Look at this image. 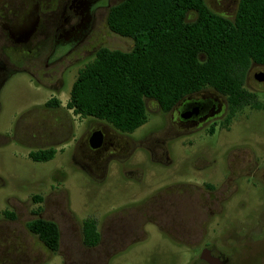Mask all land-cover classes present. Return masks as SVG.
<instances>
[{
	"label": "rangeland",
	"instance_id": "obj_1",
	"mask_svg": "<svg viewBox=\"0 0 264 264\" xmlns=\"http://www.w3.org/2000/svg\"><path fill=\"white\" fill-rule=\"evenodd\" d=\"M39 1L37 13L42 21L50 7L59 12L65 0ZM120 1L111 0V5ZM205 1L217 11H234L238 6V0ZM104 4L105 0H101L92 6L93 23L86 38L75 47L59 46L50 61L47 41L38 52L28 55L5 45L3 59L7 64L32 71L34 76L15 71L0 88V264H84L97 254V249L94 253L83 246L84 220L131 206L157 187L184 180L197 154L203 156L200 162L196 161L200 165H210L213 151L218 165L227 145L249 150L257 158L264 156V109L246 107L237 112L228 133L202 137L192 146L180 144L177 139L172 141L168 165L146 152L151 140L163 136L158 131L152 133L153 139L142 141L143 146L135 149L133 156L111 159L102 179L100 168L81 170L75 162L81 160L80 151L76 150L78 141L83 149L89 133L99 123L111 127L104 121L79 117L66 108L71 85L78 70L93 59L100 47L125 51L133 47L132 39L109 30V9ZM55 58L58 60L51 62ZM53 97L59 105H46ZM257 97L264 102V93ZM146 104L147 121L129 134L134 140L145 138L152 125L162 122L163 115L154 100H147ZM48 147L56 151L51 159L29 158L30 151ZM132 166L138 170H133L134 175H125ZM250 179L248 187L241 185L234 194L228 215L237 233L247 234L248 244L239 237L241 249L225 254L230 257L228 264H264V185L256 178ZM3 210L14 216H4ZM37 216L57 224L60 238L55 252L27 229L26 223ZM157 240L148 239L137 249L127 248L115 254L108 264H184L195 255L172 250Z\"/></svg>",
	"mask_w": 264,
	"mask_h": 264
},
{
	"label": "flooded vegetation",
	"instance_id": "obj_2",
	"mask_svg": "<svg viewBox=\"0 0 264 264\" xmlns=\"http://www.w3.org/2000/svg\"><path fill=\"white\" fill-rule=\"evenodd\" d=\"M99 1L101 0H65L61 3L59 12L58 8L55 10V7H50L41 21L37 13L39 0H0V88L15 71H27L34 76L32 71L12 68L7 64L3 59L5 45L8 49L22 50L23 54L28 55L38 52L47 41L50 61L59 46L70 44L75 47L86 38L93 23L92 6ZM102 6L109 9L113 5L111 0H105ZM209 8L229 19L235 17L237 10L217 11ZM57 58L61 59V56ZM57 58L51 62L57 61ZM258 73L264 75V65L250 62L241 87L251 94L254 103H248L243 108L264 109V102L257 97L264 93V80L260 81L255 77ZM228 97L215 88L206 86L185 95L167 108L160 107L154 101L163 119L160 125H152L153 128L142 139L134 140L129 135L134 131L119 133L110 125L114 131L99 123L89 133L83 149L81 141H78L76 150L80 151L81 160L75 162L86 172H90L93 167L100 168L102 179L111 159L133 156L135 149L143 146L142 141L153 139L152 133L162 131L163 136L151 140L152 147H146V152L155 160L168 165L171 162L168 147L172 141L177 139L180 144L192 146L202 137H217L221 131L228 133L231 130L238 111H233ZM95 130H101L103 141L100 147L91 148L88 138ZM224 151L218 165L215 151L210 165L197 164L202 160L199 158L203 157L197 154L194 166L184 180L157 187L149 196L133 201L131 206H124L100 218H91L97 238L93 243L83 240V246L88 251L93 249L94 252L97 249V254L85 260L84 264H108L115 254L130 247L137 249L151 238H157L159 243L166 244L172 250L194 253L193 258L184 264H210L208 260L214 257L228 264L230 257L225 254L240 250V240L244 244H248L249 240L247 234L239 235L235 230L236 226L228 219L233 207V197L241 185L243 188L248 187L250 178H256L264 185V156L257 158L249 150L233 148L231 145H227ZM72 158L75 159L74 154ZM131 168V171H125V175L138 170V167ZM240 180L243 183H239ZM81 232L83 239V231Z\"/></svg>",
	"mask_w": 264,
	"mask_h": 264
},
{
	"label": "trees",
	"instance_id": "obj_3",
	"mask_svg": "<svg viewBox=\"0 0 264 264\" xmlns=\"http://www.w3.org/2000/svg\"><path fill=\"white\" fill-rule=\"evenodd\" d=\"M106 22L114 34L132 39L133 47H100L78 70L65 104L75 115L126 134L147 121V99L167 108L210 86L229 96L234 112L254 103L241 83L250 62L264 65V0H238L233 19L212 11L205 0H121L109 8ZM46 105L59 101L53 97ZM55 152L36 150L29 157L44 161ZM26 226L48 250L58 249L54 221L37 216ZM82 231L85 242L96 240L92 219L83 221Z\"/></svg>",
	"mask_w": 264,
	"mask_h": 264
},
{
	"label": "water",
	"instance_id": "obj_4",
	"mask_svg": "<svg viewBox=\"0 0 264 264\" xmlns=\"http://www.w3.org/2000/svg\"><path fill=\"white\" fill-rule=\"evenodd\" d=\"M255 77L260 81L264 80V75L262 73H258L257 75H255ZM102 141H103V133L101 132V130L93 131L88 138V142L91 148L100 147ZM208 261L210 264H224V261L220 260V258L218 257L211 258Z\"/></svg>",
	"mask_w": 264,
	"mask_h": 264
}]
</instances>
